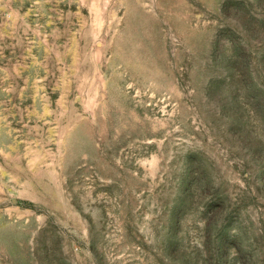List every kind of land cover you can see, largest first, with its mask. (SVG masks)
I'll return each instance as SVG.
<instances>
[{
  "label": "rangeland",
  "instance_id": "1",
  "mask_svg": "<svg viewBox=\"0 0 264 264\" xmlns=\"http://www.w3.org/2000/svg\"><path fill=\"white\" fill-rule=\"evenodd\" d=\"M0 264H264V0H0Z\"/></svg>",
  "mask_w": 264,
  "mask_h": 264
}]
</instances>
